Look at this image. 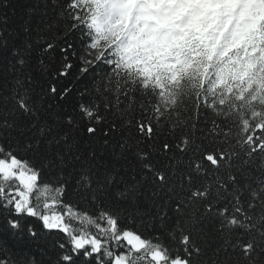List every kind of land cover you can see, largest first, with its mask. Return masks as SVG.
I'll list each match as a JSON object with an SVG mask.
<instances>
[{"label":"snow or ice","instance_id":"obj_1","mask_svg":"<svg viewBox=\"0 0 264 264\" xmlns=\"http://www.w3.org/2000/svg\"><path fill=\"white\" fill-rule=\"evenodd\" d=\"M84 13L69 0L59 40L42 17L13 43L0 20V264H264V121L233 133L196 104L214 118L171 139L180 109L137 99L153 96L97 52ZM90 71L91 88L64 82Z\"/></svg>","mask_w":264,"mask_h":264},{"label":"trees","instance_id":"obj_2","mask_svg":"<svg viewBox=\"0 0 264 264\" xmlns=\"http://www.w3.org/2000/svg\"><path fill=\"white\" fill-rule=\"evenodd\" d=\"M68 3L69 0H0V20H8L7 28L13 33V43L24 39L25 20L30 19L35 29L42 17L54 24L53 29L46 33L47 37L55 35L59 40L60 34L56 29H62L67 24L63 13ZM259 3L264 6V0ZM105 6V0H83V19L90 26L96 50L101 56L113 60L121 76L146 85L153 96L148 98L137 93V99H151L152 102H159L161 107L180 109L179 116L172 119L182 121V124L173 129L171 121L164 122L163 131L170 134L171 139L179 141L189 134L190 124L200 128L214 118L203 108L196 109V104H207L228 116L233 133L239 132V122L243 120L250 123L264 121V15L241 41L231 39L230 34L225 32L217 43L215 39L211 43L207 30L195 35L191 46L186 45L188 34L186 40L183 37L178 44L164 50L160 45L150 44L142 36L133 34L127 38L120 27L112 24L110 15L105 13ZM33 7H36L35 15ZM97 18L102 26L96 27ZM69 39L79 56L88 37L82 30H74ZM39 56V51L33 53V63ZM73 63L79 64L80 60L75 59ZM100 68L105 73L109 72L103 64ZM95 76L90 71L83 83L75 75L64 82L70 81L78 89L91 88ZM71 103L75 105L77 97L74 96ZM148 114H152L151 111ZM261 132L256 129L255 135L259 136ZM30 252L36 253L37 250L33 248ZM25 255L37 262L44 258L32 256L29 252Z\"/></svg>","mask_w":264,"mask_h":264},{"label":"rangeland","instance_id":"obj_3","mask_svg":"<svg viewBox=\"0 0 264 264\" xmlns=\"http://www.w3.org/2000/svg\"><path fill=\"white\" fill-rule=\"evenodd\" d=\"M113 8L114 23L128 27L139 35H162L170 37L180 26H188L194 21L193 11L202 6L201 0H115ZM146 1L145 4L140 2ZM216 8L227 11L231 0H214ZM188 6L181 11L182 7ZM250 0H246V4ZM185 3V4H184ZM151 7V9H148ZM245 19V18H244ZM243 19V20H244ZM96 27L102 26L100 19H95Z\"/></svg>","mask_w":264,"mask_h":264}]
</instances>
